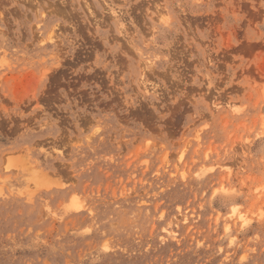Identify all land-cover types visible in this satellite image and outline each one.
<instances>
[{
	"label": "rangeland",
	"instance_id": "rangeland-1",
	"mask_svg": "<svg viewBox=\"0 0 264 264\" xmlns=\"http://www.w3.org/2000/svg\"><path fill=\"white\" fill-rule=\"evenodd\" d=\"M0 264H264V0H0Z\"/></svg>",
	"mask_w": 264,
	"mask_h": 264
}]
</instances>
